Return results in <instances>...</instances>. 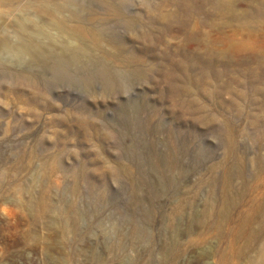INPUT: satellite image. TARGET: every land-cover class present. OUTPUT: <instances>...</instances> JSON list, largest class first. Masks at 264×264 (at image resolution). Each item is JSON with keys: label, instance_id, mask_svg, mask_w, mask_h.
Here are the masks:
<instances>
[{"label": "rangeland", "instance_id": "obj_1", "mask_svg": "<svg viewBox=\"0 0 264 264\" xmlns=\"http://www.w3.org/2000/svg\"><path fill=\"white\" fill-rule=\"evenodd\" d=\"M156 3L171 26L154 44L161 54L185 47L183 25L198 26L203 56L209 47L225 50L234 36L246 42L255 35L264 48V19L255 15L234 20L203 3L200 14L181 10L179 18L176 6ZM246 10L240 3L236 12ZM138 17L146 28L142 0H0V264L257 259L260 244L241 237L238 215L264 205V134L248 117L257 114L264 124V93L256 102L248 92L242 100L236 94L247 90L236 83L200 82L222 91L203 102L237 129L230 158L225 137L196 121L157 72L160 60L143 52L147 43L125 23ZM77 27L86 33L78 40ZM77 46L80 60L72 56ZM104 52L111 55L107 78L89 63ZM136 53L145 59L147 80L137 77L135 62H126ZM250 55L262 58L257 49L245 51L241 63L227 55L223 61L233 66L223 80L243 82L250 68L259 71ZM232 98L240 101L241 116L221 113Z\"/></svg>", "mask_w": 264, "mask_h": 264}, {"label": "bare ground", "instance_id": "obj_2", "mask_svg": "<svg viewBox=\"0 0 264 264\" xmlns=\"http://www.w3.org/2000/svg\"><path fill=\"white\" fill-rule=\"evenodd\" d=\"M106 1L110 2L112 0H106ZM142 2H143V5L145 6L146 23H144V24H146V28H145V26L140 27V25H139V22H141L140 20H142L143 17H138V18H135L134 20H130L128 18L126 20V18H125L126 25L131 30H134L136 32V36H137L136 38L138 41H142V42H145L148 44V45L146 44V46L144 45L145 47L143 46L144 47L143 52L146 50V51H148L147 53H149V55H152L156 59L160 60V65H159L160 68H158L157 72L161 73L162 76L164 77L163 82H167L168 85L170 84L169 88L171 89L170 90L171 94L174 93L175 97L179 98V103L181 105L188 106L189 113H191L192 116H194L195 118H196V116H198L196 119V121L198 123L207 126L211 131L218 132V135H222L223 137H225V142H226L225 148H226L227 154L230 157L231 154H233V153L235 154L237 151V149H236L237 148L236 147L237 146V143H236L237 129L232 127L233 121H231V119L230 120L224 119L222 121L219 120L217 114L211 113L208 110L207 105L204 104L205 102H203L204 98L207 99L208 101L212 102L213 99H216V98L221 96L222 91L221 90H218V91L217 90L216 91L211 90L210 91V90L203 89V88H201L200 82L201 81L208 82V80L213 81V82L215 81V83L217 85H219V87H223V88L229 87L231 85V83H236L239 87L247 90L246 92H245V90H240L236 94V96L238 98L243 100V98L246 96V94L248 92L252 96V100L254 102H256L257 97L260 96L262 93H264V48L261 45H259V44L257 45L256 43L253 42L254 40L255 41L257 40L255 35L250 36L251 37L250 40H252V41H246V42L238 41L237 37L234 36V37H232V39L230 38L231 42L229 40L228 48H226L225 50H222L221 52H217L213 48L209 47L208 48V50H209L208 55L203 56L201 54V50H202V47L204 45L202 44V42L198 36V32H197L198 26L196 25V26L188 29L185 25H183V30H184L185 35H186L185 47L183 49H179L177 52H174V51L173 52L172 51L166 52L165 51V52H162V54H161V53L156 51L154 44H156V42L163 39V35L171 29V26L162 21L163 17H164L163 13H162L163 10H160V7H158V3H156V0H142ZM161 2L176 6L178 8V12L176 15L179 18H181V14H180L181 10H186L188 17L192 18L196 14H200L203 11V8H202L203 3H212L213 7L218 12L225 13L228 16V18L230 17L234 20H239L243 17L249 18V17H252L253 15H255L259 20L264 19V0H161ZM240 3H246L249 6V10H246L242 14H238L236 12V9ZM48 6L51 7V9H53L54 11L56 10L54 7L52 8V6L47 5V7ZM107 7H111V6L107 5ZM112 9H113V7H112ZM125 11H126V9H125ZM156 12H159V13H156ZM86 30H88V29H86ZM134 31H133V33H134ZM96 32H98V31L96 30ZM73 35H74L73 38L78 40V39H81V37L86 36V33L81 28L77 27L73 30ZM262 35L264 36V34H262ZM93 44L96 47H99L100 42L95 40V41H93ZM9 45H6V46H9ZM28 48L29 47L21 46L19 48V50L22 52H24V51L27 52V51H30V50H28ZM205 49H207V48H205ZM250 49H257L258 51L261 52L262 58H258L257 55H250L246 58L248 60H252V59L256 60L258 62L257 63L258 64L257 70H259V71H256L255 69L250 68L248 70L247 74H245L246 77H245V80L243 82H241L239 80L238 81L237 80H227V81L223 80V78L228 77V75L231 72L232 66H233L232 63H230L229 61H223L224 58H226L227 55L230 56L231 58L235 57V58H237V61L239 63H241L243 61V60H241L242 59L241 57H243V53L245 51L250 50ZM7 50H9V49H7ZM80 51L81 50H80L79 46L74 48V52H73L72 56L75 60H80V58H81L80 53H78ZM174 56H178L180 59L174 60L173 59ZM110 57H111L110 54H108L107 52H104L103 55H101L99 58L94 57V59H91V60L89 59V63L91 64V61L93 63H96L98 65V67L100 68V71L102 72V75L104 76V78H107L108 72H109V68H108L107 63H108V60L110 59ZM53 58L55 59V57H53ZM124 59H125V57H124ZM220 59H222V61H219ZM71 60H73V59H71ZM130 60L132 62L136 63V67L134 66L135 67L134 70H135V74L137 75V77L139 79L142 78L143 80L149 79V77L146 74V70H145L144 66H142V63H144L145 59L140 57L136 53V55L127 59L126 62L128 63ZM169 62H171V65L169 66V68H167L165 70V68H164L165 63H169ZM86 64H88V63H86ZM144 65H146V64L144 63ZM114 76H115V74H114ZM24 81L26 83V80H24ZM210 84L213 85L212 82ZM38 96H39V92H38ZM38 96L36 95V93L33 94V98L36 102L35 104H37ZM234 98H235V96H234ZM234 98L231 99V104L229 106H227L228 108L226 110L224 109L221 111L222 114H224V112L228 113L229 111L235 112L236 114H232V116H235V117L241 116L243 114L242 113V111H243L242 107L239 104L240 101H238ZM180 104H179V106H180ZM183 106H181V107H183ZM248 117H249V121H250V127L253 129L261 130L262 134H264V124L260 123L261 122L260 117L257 114H254L252 112H249ZM182 121H184V119ZM85 123H88V122H85ZM194 123H195V121H194ZM200 127H202V126H200ZM237 157H239V156H236V159H237ZM236 159L234 158V160H236ZM227 160H229V159H227ZM233 162H235V161H233ZM235 163H237V162H235ZM240 164L242 165L244 163L243 162L241 163V161H240ZM215 168H216V166L215 167L213 166V168H212L213 171ZM217 168H218V166H217ZM227 176H228V174H227ZM227 178H229V177H227ZM252 209L253 210L249 209L248 211L243 210V211L239 212L238 216L240 218L239 220L241 221L240 231H242V233H240V235L243 239H245V240L247 239L248 242L257 241L260 244V247L258 246L259 251L257 252V254H258L257 259L254 260L255 261L254 264H264V240L258 239V237L260 238V236H262L264 238V217H263L264 215L262 216L263 218L260 219V221H259L260 225H259V228L257 227L258 228L257 232L255 230H254L255 232H253L251 229L252 228L251 225H253L254 222L258 219V217H260L261 214L259 215V213L264 214V205L262 203H257L255 208H252ZM207 255H208V253H207ZM230 256H231V254H230V252H228L225 255H221V258H222V260H225L226 257H228V259H230L229 258ZM219 261H220V259H219Z\"/></svg>", "mask_w": 264, "mask_h": 264}]
</instances>
